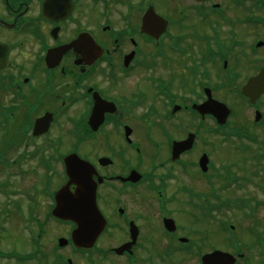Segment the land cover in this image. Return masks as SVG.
Returning <instances> with one entry per match:
<instances>
[{
  "label": "flooded vegetation",
  "instance_id": "obj_1",
  "mask_svg": "<svg viewBox=\"0 0 264 264\" xmlns=\"http://www.w3.org/2000/svg\"><path fill=\"white\" fill-rule=\"evenodd\" d=\"M263 87L264 0H0V216L27 234L0 264H264ZM71 154L105 220L81 246Z\"/></svg>",
  "mask_w": 264,
  "mask_h": 264
},
{
  "label": "water",
  "instance_id": "obj_2",
  "mask_svg": "<svg viewBox=\"0 0 264 264\" xmlns=\"http://www.w3.org/2000/svg\"><path fill=\"white\" fill-rule=\"evenodd\" d=\"M252 86L253 84H250L249 87H246L244 89L245 93L250 96L259 95L262 87L258 89L256 86ZM255 90L257 91L256 93ZM198 109L202 113L205 112L203 105L199 106ZM229 112V110L223 112L219 109L215 111L220 124L226 122ZM259 119L260 117L257 116L256 120L258 121ZM192 145V135L186 140L175 142L173 147L174 157L190 149ZM201 162H204V157ZM65 164L69 182L57 192L56 206L53 214L59 218L72 220L76 223L77 228L73 232V240L81 246L84 244L83 234L87 232L91 238L97 236L103 229L105 220L97 206V185L93 179L94 171L92 165L80 159L76 154L67 156ZM72 184L76 185L74 192L69 189ZM229 257L232 256L217 251L215 254L205 257L203 264H233L234 260L231 263L227 262V258Z\"/></svg>",
  "mask_w": 264,
  "mask_h": 264
},
{
  "label": "rangeland",
  "instance_id": "obj_3",
  "mask_svg": "<svg viewBox=\"0 0 264 264\" xmlns=\"http://www.w3.org/2000/svg\"><path fill=\"white\" fill-rule=\"evenodd\" d=\"M256 131L259 133V135L263 134V132L260 130H256ZM138 139H140V138H138ZM230 143H231L230 145H233L234 142H230ZM225 147L226 146H222V145L218 146V149L215 152V159H224L225 156H227V155L223 154V152H224L223 149ZM230 151L232 153L233 159H236L234 157V154H233L234 151H233L232 147H231ZM32 165H33V161L31 160L24 167L28 168L29 166L31 167ZM57 168H58L57 170L60 172L61 166L59 165V166H57ZM0 177H1V175H0ZM26 177H24V181L28 180V178H26ZM0 180H1V178H0ZM24 184H27V183H24ZM263 187H264V184H263ZM246 195H251V192L246 191V190H237V191H235V193H233V198L243 197ZM0 204H1V201H0ZM14 206H15V204L12 205V207H14ZM20 215L13 213V215H10L7 217L6 216H0V247L5 248L7 251H11L12 249H18L23 244H25V243H22V237L19 234H23L25 236V239H27L26 232L18 230V228L20 227L21 218H22V216H20ZM231 218H232V223L234 225L241 223L240 222V214L235 212L234 210L231 213ZM13 231H15L14 235L12 234ZM3 233H10L12 235V237H7L10 239L9 241H6L4 239V236L2 235ZM17 233H18V235H16Z\"/></svg>",
  "mask_w": 264,
  "mask_h": 264
}]
</instances>
